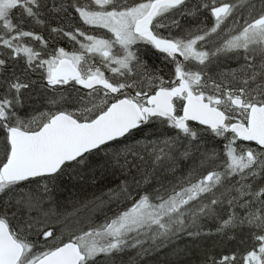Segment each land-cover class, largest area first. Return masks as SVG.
Masks as SVG:
<instances>
[{"label": "snow or ice", "instance_id": "6c2138e0", "mask_svg": "<svg viewBox=\"0 0 264 264\" xmlns=\"http://www.w3.org/2000/svg\"><path fill=\"white\" fill-rule=\"evenodd\" d=\"M0 264H264V0H0Z\"/></svg>", "mask_w": 264, "mask_h": 264}]
</instances>
